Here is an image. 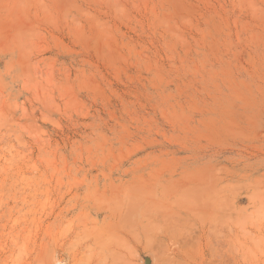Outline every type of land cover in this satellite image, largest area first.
Instances as JSON below:
<instances>
[{
	"label": "rangeland",
	"instance_id": "1",
	"mask_svg": "<svg viewBox=\"0 0 264 264\" xmlns=\"http://www.w3.org/2000/svg\"><path fill=\"white\" fill-rule=\"evenodd\" d=\"M0 264H264V0H0Z\"/></svg>",
	"mask_w": 264,
	"mask_h": 264
},
{
	"label": "bare ground",
	"instance_id": "2",
	"mask_svg": "<svg viewBox=\"0 0 264 264\" xmlns=\"http://www.w3.org/2000/svg\"><path fill=\"white\" fill-rule=\"evenodd\" d=\"M213 201V200H212ZM217 206V205H216Z\"/></svg>",
	"mask_w": 264,
	"mask_h": 264
}]
</instances>
